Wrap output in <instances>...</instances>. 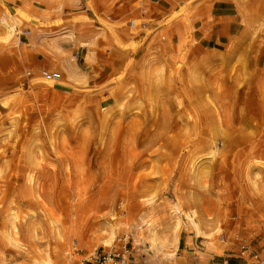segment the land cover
I'll use <instances>...</instances> for the list:
<instances>
[{
  "label": "rangeland",
  "instance_id": "rangeland-1",
  "mask_svg": "<svg viewBox=\"0 0 264 264\" xmlns=\"http://www.w3.org/2000/svg\"><path fill=\"white\" fill-rule=\"evenodd\" d=\"M36 1L28 0L32 4L36 3ZM166 1L168 2V0ZM169 1L172 8L178 11L182 9L183 4H185L184 1L190 3L196 0H187L188 2L186 0H176L175 3L173 0ZM130 2L131 0H111L113 10L119 7L127 9L124 25L130 32L129 38L135 39L138 34L139 23L128 14ZM246 2L248 5L253 6L256 1L246 0ZM235 8L238 18L235 22L239 32H237V35L234 34L232 37H228L229 40L224 42L222 50L200 59L186 53L180 61L184 73L188 66L198 67L205 65V63L209 64L212 70L210 71L213 75L212 77L215 76L214 73L219 74V77L217 75L213 79L209 77L211 74L208 72L209 79L212 78L211 81H214L212 82L214 88L220 85L224 86L228 79V69L229 71L232 70L231 77L238 72V75L232 77L233 79H245L256 74L255 82L264 81V27L255 24L254 27L258 28L254 33L256 36L254 34L251 35L248 33L247 28L243 27L238 9L236 6ZM261 8L262 6H260ZM132 23L133 26H131ZM100 25L103 24L100 23ZM27 31L25 26L19 24L17 32L14 28V38L10 43L15 41L16 36L25 34ZM100 33L101 35H97L98 41L92 47L93 51L105 44L103 29ZM163 35L165 34L163 33ZM169 49V47L167 48L161 43L145 54L144 58L146 55L152 54L155 59L158 57L157 60H160L163 64H168L166 57L170 52ZM233 51H235L234 54H232ZM229 55L234 56L230 58ZM227 61L231 62L228 64ZM197 63L198 66L196 65ZM217 64L219 69L216 66ZM72 65L74 66L75 64ZM77 65L78 67L75 65L77 72L85 78L86 72L91 71V68L86 66L87 64ZM152 65L155 68L156 65ZM99 66L101 64H94L95 69H99ZM108 66L110 67V72H112L109 75L111 83L108 87L110 88L102 90L101 93L91 94L93 87L89 88L86 79H84V84L77 86L79 90L74 89L73 92L75 93L64 95L66 97L51 93V90L45 86L37 87L32 85L31 88L35 97L32 115L27 114L21 106L16 105L15 98L20 95L16 94L15 91L6 92V98L3 99L9 102L13 99L14 108L9 112L6 111V113L0 111V113H3V117L0 115V231L3 228V230L8 228L4 221V215L14 204H16L17 209L21 213L33 212L37 214L34 223L30 224L31 229H35V241L33 243L27 242L23 228L19 229V240L24 242L27 250L35 246L50 253L56 264H66L63 251L70 241L74 242L76 256V260L72 264H83L95 251L97 253L110 250L123 251V247L127 251V253H124L127 264H146L145 248H148V246L135 240V233L131 229V225L125 229L122 227L116 228L115 240L112 246L102 248L99 240L101 239L100 230L104 228L103 223L111 222L116 224V221L110 220L111 215L117 217V219L120 217L122 222H126L127 217H131L130 222L136 221L138 215L142 212V208L138 207V197L157 193L158 201L165 200L173 203L176 201L175 186L179 185L180 188H185L184 183L177 182L178 170L176 168L183 146L177 147L171 140L174 139L172 137L178 140V137L180 138L182 135L178 128H174L178 118L175 116L177 114L173 96H177L184 105H188V102L185 101L187 100V95L183 92V83L179 84V79H185V74L182 72L178 79L177 76L168 78L167 74H164L160 85L159 83H156L155 86L153 85L152 91L155 99L157 98L156 118L154 119V115L151 117L152 114L146 105L133 108V110L130 108V104L136 100H143V82L141 77L143 64H108ZM234 67L237 68L235 69ZM86 68L87 71L85 72ZM213 68L216 69L214 70ZM222 68L226 70L223 71L221 70ZM65 69L68 71V66ZM117 69H119V72ZM56 71H58L56 73L60 74V80L64 81L63 72L59 69ZM233 71L237 72L234 73ZM257 71L258 73H256ZM28 73L26 71L22 76L25 77ZM91 74H93V77L95 76V73L91 72ZM218 78L220 82H218ZM216 79L218 85L215 83ZM221 82L223 83L221 84ZM178 88L179 90H177ZM127 90L131 91L132 98L126 99L120 110L114 109L111 124L107 130L105 144L100 146L99 133L102 123L100 110L105 106H114L119 97ZM78 91L80 97L85 99L78 102L76 106H68V102L64 98L74 97ZM103 95L108 96L103 103L94 99ZM230 101L225 100L222 105L230 104ZM16 113L18 116L16 117L15 128L10 135H3L1 127L6 125L9 120H12ZM75 116L81 117L82 120L77 129H73L70 124V119ZM57 118L62 120V123L58 126L60 134L59 153L56 155L49 150L47 130ZM238 121L227 133L243 130V133L240 132L237 135L250 139H254L257 135H264L262 128L258 131L247 126L244 128ZM163 124H169V130ZM34 129L38 131L36 139L41 151L39 156L41 162L38 167L34 168L36 173L35 186L38 188L37 192L41 195L44 208L59 220V226L67 235L66 240H56L39 208L30 201L24 202L22 200V192L25 191V175L33 170L25 161V148ZM161 132L164 134L163 136ZM179 141L181 142L182 140ZM65 161L69 164V169L67 170H65L64 166ZM217 167L212 177L206 180V188L203 191L207 190L204 194L210 205H216V196H220L223 202L218 208L219 213L226 218L222 224V235L220 236V239L224 241V244H221L223 249L220 256L222 260L227 261V264H257L251 258L243 255L240 248L249 246L258 257L264 259V221L261 219V214L256 212L259 204L255 202L254 208L248 210L249 208L246 207L245 210L247 212L239 214L236 204L241 198L247 200V192L239 183L227 184L223 178H219L222 176L218 175L219 167ZM166 180L167 182H165ZM225 200L227 201L224 202ZM129 206L134 210L133 212ZM248 212L256 213L251 214V216ZM180 239H184L186 243L192 242L190 238H187L184 231H181ZM199 242L196 241V244H193L201 251H207L205 246H202ZM186 245L190 247V244ZM196 248L195 250H197ZM177 250L178 245L173 251V258L176 264H181L179 255L181 252L177 253ZM213 255L217 256L216 253H211V256ZM0 258L6 259L5 261L10 264L31 263L30 256L25 255L23 252H16L4 245L0 246Z\"/></svg>",
  "mask_w": 264,
  "mask_h": 264
},
{
  "label": "bare ground",
  "instance_id": "bare-ground-1",
  "mask_svg": "<svg viewBox=\"0 0 264 264\" xmlns=\"http://www.w3.org/2000/svg\"><path fill=\"white\" fill-rule=\"evenodd\" d=\"M255 1L254 5L250 6L246 0H233L238 9L243 27L247 28L248 33L251 35L258 29L254 27L255 24L264 27V0ZM260 6H262L261 9ZM19 24L17 20L12 23L6 16L0 15V44H8L14 38V28L15 26L19 27ZM131 26H133V23ZM76 35L73 30L64 28L49 35L37 33L36 38L40 40V48L56 57L65 58L68 53L63 48L69 44L77 48H85L87 50L85 61L92 62L94 58L92 47L97 39L96 36L92 34ZM183 55L181 44H178V48L174 53H168L166 57L168 64H163L160 60H157L158 57L155 59L152 54L146 55L142 59L141 64H143V67L141 68V77L143 82V100H136L130 104L132 110L133 108L146 105L152 114L151 117L154 115V119L156 118L155 108L157 98L155 99L154 97L152 87L156 83L160 85L164 74H167L168 78L177 76L178 79V76L180 74L182 75V72L184 73L183 67L180 64ZM231 56L233 57L234 55ZM231 56L230 58H232ZM227 62L229 64L231 61ZM152 64L156 65L155 68ZM66 65H69V70L66 71L69 80L76 84H84V76L79 75L76 66L74 65V67L69 62ZM196 65L198 66V63ZM216 66L218 68V64ZM186 68L184 73L186 77L182 79L180 76L179 84L183 83V92L187 95V100L185 101L188 102V105H184L177 96H173L177 114L175 116L178 118L177 123H175L176 127L174 128H178L182 135L180 138L178 137V140L175 137L171 139L177 147L183 146V151H179L181 154L176 163V168L178 170L177 182L184 183L185 188H180L179 185V187L175 186L176 201L173 203L165 200L158 201L157 193L138 197V207L142 208V212L138 215L136 221L130 222L131 217H127L126 222H122L120 217L117 219V217L111 215L110 220L116 221V224L105 222L103 223L104 228L100 230L101 239L99 241L101 247L109 248L115 240L116 228L122 227L125 229L131 225V229L135 233V240L148 246V248H145L146 264H176L173 258V251L177 248L181 231L186 232L187 238H190L192 243L200 241L199 243L205 246L207 251L214 252L217 256L221 255L223 249V245L221 244H224V241L220 239V236L222 235V224L226 218L219 213L218 208L223 202L220 196H216V205H210L204 194L207 190L203 191L206 188V180L212 177L216 166L219 167L218 175L222 176L219 178H223L227 184L239 183L247 192V200L241 198L236 204L239 214L245 213L246 207L249 208L248 210H251L257 203L259 205L256 208V212L261 214V219L264 221V135H257L254 139H250L241 135L238 136V133L243 130H237L230 134L227 133L228 131L230 132V129L233 128L235 122L238 120L239 124L244 126V128L247 126L257 131L262 128L264 131V81L255 82L256 74L253 77L249 76L245 79H233L232 77L235 74H232L233 76L231 77L232 70L229 71L228 69V79L224 86L222 87L219 84L220 86L214 88L212 83L214 81H211V79H215L214 77L217 75L219 77V74L214 73L215 76L212 77L213 75L210 73L212 70L209 64L205 63L202 66H188ZM213 69L215 70L216 68ZM208 72L211 74L209 76L212 77L211 79L208 77ZM233 72L236 73L237 71ZM236 75H238V72ZM218 82H220L219 78ZM129 98H132V95L131 91L127 90L119 97L114 106L101 108L100 146L105 144L107 130L110 127L114 109L120 110L123 102ZM225 100L228 102L231 100L230 104L226 102L227 104L222 105ZM9 104L10 102L8 100L0 102V106L3 109H7ZM17 116L18 114L16 113L12 120H9L6 125L1 127V133L3 135H10L11 131L15 128ZM81 121V117L79 116L72 117L70 119L71 127L77 129ZM168 121L170 122V120ZM61 123L62 120L57 118L54 124L47 130L49 150L56 155L59 153L58 143L60 134L58 126ZM164 126L169 130V124H165ZM37 133L38 131L36 129L32 131L30 140L25 148V161L33 170L27 172L25 175V191L22 192V200L24 202L30 201L39 208L42 215L46 218L49 229L56 240H66L67 235L59 226V220L44 208L45 206L41 195L37 192L38 188L35 186L36 173L34 172V168L38 167L41 162L39 158L41 151L36 139ZM248 133L250 134V132ZM179 140L182 141L180 142ZM64 166L65 170L69 169L67 161L64 162ZM129 208L131 209L130 206ZM250 212H248L250 215L256 213ZM245 215L247 216V214ZM4 216V221L8 228L5 230L3 228L0 231V246L4 245L16 252H23L25 255L30 256V264H56L50 253H47L45 250H40L35 246L27 250L24 242L19 240V229L23 228L27 242L33 243L35 241V229H31L30 224L32 222L34 223L37 214L33 212L21 213L17 209L16 204H14ZM26 239L24 240L26 241ZM73 244L74 242L72 243L70 241L63 251L66 264H72L76 260ZM5 260L0 258V264H10Z\"/></svg>",
  "mask_w": 264,
  "mask_h": 264
},
{
  "label": "crops",
  "instance_id": "crops-1",
  "mask_svg": "<svg viewBox=\"0 0 264 264\" xmlns=\"http://www.w3.org/2000/svg\"><path fill=\"white\" fill-rule=\"evenodd\" d=\"M173 1L175 3L176 0ZM184 3L182 9L177 11L169 0H131L128 14L139 23V28L137 37L130 39V32L124 25L128 11L124 7L113 10L111 0H37L33 4L28 0H0V15L11 22L17 20L28 30L17 37L18 26H15L17 40L0 44V102L6 98V92L15 91L20 95L15 98L16 105L31 114L35 105L32 85L45 86L51 93L63 97L74 94V89L79 90V84L67 79L65 68L68 66L69 69V65H66L68 62L77 67V64H87L91 68L88 72L85 69L87 75L84 79L89 88L93 87L91 94H96L110 88L109 75L112 72L108 64H141L144 55L161 43L169 47L171 53L181 44L183 54L190 53L200 59L218 53L224 42L239 32L233 0ZM64 28L73 30L75 35L78 33L76 36L92 34L96 38L103 29L107 43L105 41L103 46L93 51L92 62L85 61V48L69 44L63 48L68 53L64 58L53 56L39 47L37 33L49 35ZM94 64L101 66L95 69ZM58 69L63 72L64 81H45L42 78V72H58ZM26 71L29 73L23 77ZM91 72L95 73L94 77ZM79 94L78 91L76 96L64 98L68 106H76L85 99ZM107 98L103 95L94 99L103 103ZM13 103L12 99L7 109L0 106V111L9 112L14 108ZM185 243L184 239L179 240L177 253L181 252V264H227L221 256H211L214 252H203L192 242L186 243L190 247Z\"/></svg>",
  "mask_w": 264,
  "mask_h": 264
},
{
  "label": "built area",
  "instance_id": "built-area-1",
  "mask_svg": "<svg viewBox=\"0 0 264 264\" xmlns=\"http://www.w3.org/2000/svg\"><path fill=\"white\" fill-rule=\"evenodd\" d=\"M42 78L45 81H57L60 79V74L56 72L48 73L42 72ZM241 252L243 255L251 258L257 264H264V259L258 257V255L249 247L242 246ZM124 253H127L125 247L122 250H110L108 252H94L83 264H127L125 261Z\"/></svg>",
  "mask_w": 264,
  "mask_h": 264
}]
</instances>
